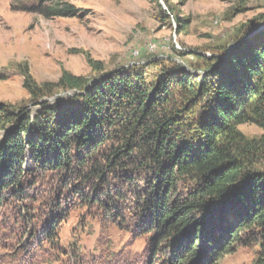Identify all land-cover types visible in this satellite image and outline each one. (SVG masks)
<instances>
[{
	"label": "trees",
	"instance_id": "trees-1",
	"mask_svg": "<svg viewBox=\"0 0 264 264\" xmlns=\"http://www.w3.org/2000/svg\"><path fill=\"white\" fill-rule=\"evenodd\" d=\"M26 1L13 0L44 17L77 13L69 0ZM175 20L179 33L186 22ZM263 23L241 25L228 53L194 54L198 74L153 59L38 85L25 70L38 108L0 103V248L55 244L86 211L149 239L147 264H218L237 247L264 264V134L238 128L264 130ZM56 90L70 94L37 102Z\"/></svg>",
	"mask_w": 264,
	"mask_h": 264
},
{
	"label": "rangeland",
	"instance_id": "rangeland-1",
	"mask_svg": "<svg viewBox=\"0 0 264 264\" xmlns=\"http://www.w3.org/2000/svg\"><path fill=\"white\" fill-rule=\"evenodd\" d=\"M32 3L34 0L24 4L30 7ZM69 3L77 10L74 16L44 17L17 9L13 0H0V103L14 110L25 107L33 112L38 108L23 86L25 70L38 85H54L63 72L91 78L100 72L143 65L153 59L164 64L176 62L198 74L200 69L189 68L191 61L202 63L194 54L208 57L215 47H229L241 25L264 16V0H69ZM176 17L186 22L179 33ZM260 28H264V23L257 30ZM148 70L152 75L157 67L152 65ZM56 91V96H45L37 102H54L70 94L68 90ZM238 128L247 138L264 134L255 123H244ZM4 135L5 132H0V142ZM85 213L84 216L71 213L57 230L55 244L44 240L42 247L37 248L24 238L22 245L28 251L11 255L12 247L6 251L0 248V264L148 263L149 239L133 231V226L129 231L119 230L103 222L100 216L93 219ZM252 258L251 249L237 247L218 264H249Z\"/></svg>",
	"mask_w": 264,
	"mask_h": 264
},
{
	"label": "water",
	"instance_id": "water-1",
	"mask_svg": "<svg viewBox=\"0 0 264 264\" xmlns=\"http://www.w3.org/2000/svg\"><path fill=\"white\" fill-rule=\"evenodd\" d=\"M262 28H260L259 30H261ZM258 31V30H257ZM257 31H255V32H257ZM253 34V33H252ZM252 34H249V35H247V37H249V36H251ZM247 37H245V38H247ZM245 38H243V39H245ZM239 42L240 41H238V42H236V43H233V44H231V45H229V47L227 48V51H226V53H228L230 50H232L233 48H235L238 44H239ZM225 56H222V58H224Z\"/></svg>",
	"mask_w": 264,
	"mask_h": 264
},
{
	"label": "bare ground",
	"instance_id": "bare-ground-1",
	"mask_svg": "<svg viewBox=\"0 0 264 264\" xmlns=\"http://www.w3.org/2000/svg\"><path fill=\"white\" fill-rule=\"evenodd\" d=\"M153 47V46H152Z\"/></svg>",
	"mask_w": 264,
	"mask_h": 264
}]
</instances>
